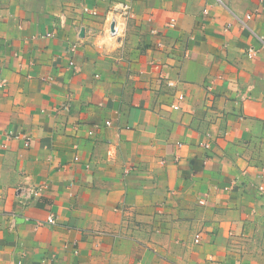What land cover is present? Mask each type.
<instances>
[{
	"label": "crops",
	"instance_id": "1",
	"mask_svg": "<svg viewBox=\"0 0 264 264\" xmlns=\"http://www.w3.org/2000/svg\"><path fill=\"white\" fill-rule=\"evenodd\" d=\"M121 1L0 0V264H264V0Z\"/></svg>",
	"mask_w": 264,
	"mask_h": 264
},
{
	"label": "built area",
	"instance_id": "2",
	"mask_svg": "<svg viewBox=\"0 0 264 264\" xmlns=\"http://www.w3.org/2000/svg\"><path fill=\"white\" fill-rule=\"evenodd\" d=\"M217 2H219V0H216ZM83 12L92 16V17H97L98 16V10L96 7L93 8H88V7H84L83 8ZM253 15L252 14H245V16L243 18H239L236 17L238 19V21L240 22L241 26L245 29L250 30L248 22H250V20H252ZM134 18V14L132 11V7L129 3L121 1V0H112L111 5L109 6L108 10L105 13V37L110 41V42H115L117 43L118 40H120L121 38H123V36L126 33L127 30V25L128 22ZM173 21H171V23H169V26H172ZM255 35V34H254ZM260 42H262V44H264V40L262 37L260 36H255ZM256 56V53L254 51V49L252 48H248L247 53H246V57L247 58H254ZM71 66L75 65L74 62H70ZM6 84L5 79L1 78L0 75V88L4 87ZM183 99V96H179L178 100L181 101ZM174 110H178L179 106L178 105H172L171 106ZM106 125H109V122H106ZM91 133V132H90ZM9 138H15L18 139L19 136L17 135H13L10 134V136H8ZM29 138H25L24 141V145L28 146L29 145ZM205 147H207V145H204ZM75 160H77V158H75ZM128 173V169H125V174ZM260 189H262L260 187ZM38 191L37 190L33 193L34 196L38 195ZM199 204L204 205V202L200 201ZM46 223L49 225H52L55 223V218L50 215L48 216ZM200 241V236L196 235L194 238V243H199Z\"/></svg>",
	"mask_w": 264,
	"mask_h": 264
},
{
	"label": "water",
	"instance_id": "3",
	"mask_svg": "<svg viewBox=\"0 0 264 264\" xmlns=\"http://www.w3.org/2000/svg\"><path fill=\"white\" fill-rule=\"evenodd\" d=\"M83 33H84V30H83V29H81V30H80V35L82 36V35H83Z\"/></svg>",
	"mask_w": 264,
	"mask_h": 264
}]
</instances>
